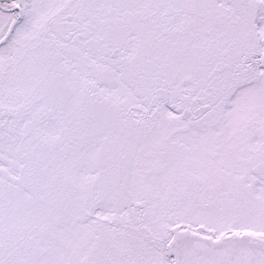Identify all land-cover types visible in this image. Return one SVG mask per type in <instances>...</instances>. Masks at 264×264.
I'll use <instances>...</instances> for the list:
<instances>
[{
    "label": "snow or ice",
    "instance_id": "6c2138e0",
    "mask_svg": "<svg viewBox=\"0 0 264 264\" xmlns=\"http://www.w3.org/2000/svg\"><path fill=\"white\" fill-rule=\"evenodd\" d=\"M0 264H264V0H0Z\"/></svg>",
    "mask_w": 264,
    "mask_h": 264
}]
</instances>
